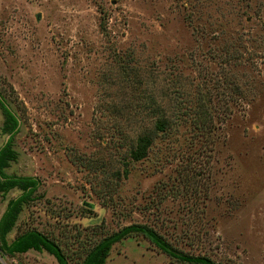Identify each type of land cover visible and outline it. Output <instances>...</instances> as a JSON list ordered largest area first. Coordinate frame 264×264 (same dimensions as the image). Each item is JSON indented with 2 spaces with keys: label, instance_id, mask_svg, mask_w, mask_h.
I'll use <instances>...</instances> for the list:
<instances>
[{
  "label": "rangeland",
  "instance_id": "obj_1",
  "mask_svg": "<svg viewBox=\"0 0 264 264\" xmlns=\"http://www.w3.org/2000/svg\"><path fill=\"white\" fill-rule=\"evenodd\" d=\"M0 95L20 119L5 171L41 182L7 240L37 229L77 264L143 223L188 254L264 264V0H0ZM150 99L169 126L133 161ZM14 262L57 264L0 254ZM104 264L179 263L132 235Z\"/></svg>",
  "mask_w": 264,
  "mask_h": 264
},
{
  "label": "trees",
  "instance_id": "obj_2",
  "mask_svg": "<svg viewBox=\"0 0 264 264\" xmlns=\"http://www.w3.org/2000/svg\"><path fill=\"white\" fill-rule=\"evenodd\" d=\"M147 103L149 107L154 105L149 111L154 112L156 117L152 120L153 128L151 131L140 130L136 133L128 150L129 157L133 161L144 158L152 143L153 135L164 133L169 126V120L161 115L160 106L152 99ZM194 103V111H200L203 114L201 110L204 108L196 106L197 103ZM141 109H145V106L141 107ZM146 109H148L147 106ZM0 113L2 115L0 131L7 136L0 146V197L4 199L8 192L17 191L14 196L5 199L4 207L0 213V254L12 256L29 250L44 251L51 255L57 264H69L67 256L59 244L37 229H25L15 234L10 240L6 238V235L13 228L22 207L34 200V193L41 182L36 176L7 173L5 171L9 166V162L16 159V153L11 148V141L19 130L20 119L12 106L1 95ZM125 173L126 170H124L123 174ZM132 235H139L145 238L157 250L179 264H219L205 255H193L178 250L152 227L143 223L123 225L119 229L104 234L86 246L81 247L77 264H104L111 246Z\"/></svg>",
  "mask_w": 264,
  "mask_h": 264
},
{
  "label": "built area",
  "instance_id": "obj_3",
  "mask_svg": "<svg viewBox=\"0 0 264 264\" xmlns=\"http://www.w3.org/2000/svg\"><path fill=\"white\" fill-rule=\"evenodd\" d=\"M13 264H19V263L14 262Z\"/></svg>",
  "mask_w": 264,
  "mask_h": 264
},
{
  "label": "water",
  "instance_id": "obj_4",
  "mask_svg": "<svg viewBox=\"0 0 264 264\" xmlns=\"http://www.w3.org/2000/svg\"><path fill=\"white\" fill-rule=\"evenodd\" d=\"M36 17H38V15Z\"/></svg>",
  "mask_w": 264,
  "mask_h": 264
}]
</instances>
